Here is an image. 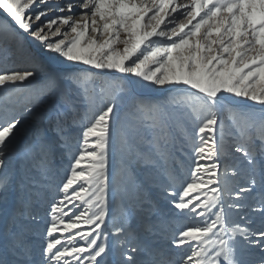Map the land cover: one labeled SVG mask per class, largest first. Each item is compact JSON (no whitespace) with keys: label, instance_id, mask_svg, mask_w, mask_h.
<instances>
[{"label":"snow or ice","instance_id":"6c2138e0","mask_svg":"<svg viewBox=\"0 0 264 264\" xmlns=\"http://www.w3.org/2000/svg\"><path fill=\"white\" fill-rule=\"evenodd\" d=\"M74 8L81 9L79 19L71 14ZM65 10L69 14L45 19L50 12ZM0 12L7 17L0 19V45L22 54L31 66L0 73V87L32 83L44 75L32 107L56 94L61 81L80 87L87 79L77 69L57 71L56 57L126 78L110 82V98L86 123H81L83 115L77 119L73 102L61 93V104H53L45 126L24 149L29 174L15 188L3 170L21 120L8 114L0 119V264H102L109 251L110 197L113 205L139 206L153 215L150 185L134 172L158 168L168 173L174 159L170 106L182 108L194 128L187 179L178 190L169 191L171 182L159 189L170 197L169 206L192 222L172 241L189 249L180 264H264V255L250 251L264 253V219L253 228L247 217L241 222L232 218L256 185L264 187V0H66L63 6L59 0H0ZM62 26L69 31L62 32ZM69 34L74 35L69 39ZM145 83L183 91L162 104L135 105L138 127H120L115 133L121 158L110 174L117 99ZM237 100L259 105V115L242 110ZM222 111L231 113L237 129L224 144L217 139ZM69 117L79 132L75 145L66 126ZM254 128L259 133L255 138ZM219 135L223 139V130ZM233 147L240 164L225 165L221 172L219 157ZM185 149L176 146L178 152ZM58 151L69 164L56 187L58 198H49L51 161ZM241 172H247L248 186L236 188L228 176ZM253 211L264 218V201ZM161 223L156 217L146 230ZM115 231L124 234L125 228ZM137 251L136 246L127 249L126 264H136Z\"/></svg>","mask_w":264,"mask_h":264},{"label":"rangeland","instance_id":"374dc122","mask_svg":"<svg viewBox=\"0 0 264 264\" xmlns=\"http://www.w3.org/2000/svg\"><path fill=\"white\" fill-rule=\"evenodd\" d=\"M65 2L66 0H59L61 6ZM179 2H184V0H179ZM67 14H69L67 10L63 13L53 11L45 19ZM71 14L75 19H79L81 9L74 8ZM0 19H7V17L0 12ZM177 19L183 20V16H179ZM61 30L62 32L69 31L68 26H62ZM72 35L74 34H69L68 38L70 39ZM89 35L93 37L98 36L97 33L91 31ZM53 66L57 71L61 72L66 69H77L84 73L87 79L82 82L80 87H73L66 81H61L59 91L56 94L44 96L39 100L37 107H32V105L33 103H37L36 90L42 86L45 80L44 75L36 77L32 83L25 82L23 84L18 83L14 87H0V119L5 114H8L10 116L14 115L21 120V124L14 131V136L11 138V144L7 150V169L3 170L11 179L13 188H15L21 178L29 174L26 161L23 159L24 149L32 141L37 131L45 126L46 119L44 118H46L53 104L58 106L61 104V93L65 94L73 102L70 107L74 113L78 114L77 119L83 115L85 120L81 121V123H86L87 119H90L97 110L101 109L110 98V82L116 80L123 82L126 79L122 74L115 72L93 70L87 65L65 63L59 57L55 58ZM24 70H31V66L26 58L22 54L13 51L10 47L0 45V73ZM178 91L182 92L183 90L169 89L168 86H151L146 83L143 85L137 84L130 93L117 99L118 107L114 110L116 114V120L114 122V142L109 148L110 174L121 158V151L115 143L117 139L115 133L119 131L120 127H123L126 131L133 126L138 127L133 118L135 105L138 102L162 104L166 98L176 96ZM237 103L244 111L257 115L261 111L260 106L253 102L237 100ZM27 108H32V111H27ZM168 112L171 117L169 120L170 139L173 145L171 151L174 156V159L169 164L168 173H164L158 168L149 169L148 171L137 168L134 172V177L138 176L150 185L149 191L152 193L154 200L153 215L141 210L139 206L130 205L129 207H124L119 203L113 205L110 197L109 218L106 221V231L109 232L108 240L111 237L113 243L108 246L109 251L103 257L102 264H126L124 258L129 254L127 249L132 246L138 248L137 253L133 257L136 264H149V262L153 261L155 264H180L181 259L189 253L187 246L177 248L173 245L172 241L175 239V235L178 234L179 230L186 226H191L192 222L184 219L177 210L171 208L169 206L170 197L164 196L159 189L167 186L171 182L173 187L169 191L178 190L181 184L187 179L191 165V154L187 149H190L192 146L194 128L192 123L189 122V117L186 112L179 106H170ZM66 126L69 131L74 133L73 144L75 145L79 132L78 129H73L71 117L66 121ZM220 130H223V139L219 135ZM251 132L254 138L259 135L255 128ZM236 133L237 129L233 125L231 113L220 112L217 139L222 144L230 143ZM129 135L136 144L142 145L140 137L131 132H129ZM255 142L258 144L260 141L259 139H255ZM182 144L186 146L185 151H176V146ZM237 146L239 145L237 144L234 147ZM234 147L219 157L221 172L224 171L225 165L239 166L241 156L234 150ZM68 164L69 158L59 151L52 158L50 176L52 192L48 194L49 198L53 196L58 198L56 187L61 184L66 175ZM232 170L231 167L228 168L229 173ZM173 177L175 178L173 179ZM228 179L236 188L248 186L247 172H241L237 176L229 175ZM262 201H264V187L256 185L253 191L248 193L244 200L240 201L245 207L238 214L234 212L232 218L237 222H241V217H247L252 223L253 228L260 227L261 221L264 218L259 215L258 211H253V209H259ZM156 217H159L162 221L160 226L151 231L146 230V226L153 223ZM119 226L125 228L124 234L116 233L115 229ZM250 251L256 257L264 255L258 248L251 249Z\"/></svg>","mask_w":264,"mask_h":264},{"label":"bare ground","instance_id":"6f19581e","mask_svg":"<svg viewBox=\"0 0 264 264\" xmlns=\"http://www.w3.org/2000/svg\"><path fill=\"white\" fill-rule=\"evenodd\" d=\"M112 243H113V239H112L111 237H109V240H108V246H109V245H112Z\"/></svg>","mask_w":264,"mask_h":264}]
</instances>
